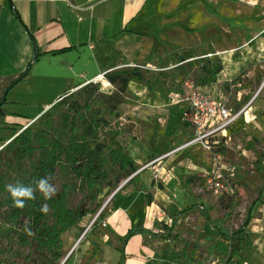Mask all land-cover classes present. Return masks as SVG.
<instances>
[{
    "label": "rangeland",
    "instance_id": "obj_1",
    "mask_svg": "<svg viewBox=\"0 0 264 264\" xmlns=\"http://www.w3.org/2000/svg\"><path fill=\"white\" fill-rule=\"evenodd\" d=\"M194 3H196L195 0L188 2L186 8L188 9V6ZM206 6L211 10L218 9L214 3L207 1ZM251 6L246 2L230 3L228 0L221 2L219 10L223 12L224 19L220 27H217V32H212V26H208L209 30H205L203 40L200 39L202 35L200 31L198 35L200 40H197V32H194L191 27L195 25L192 21L201 20L200 16L189 13V23L186 26L188 29H185L187 33L179 39L183 46L171 50L172 53L167 57L155 60L154 68L144 73L145 82L140 84L161 96L153 92H151L152 98L150 95L140 96L138 91H130L128 87L120 93L114 85L105 82L106 79L100 80L68 92L66 95L71 94V100L66 106H62L54 114L50 113L51 106L33 124L28 125L32 133L37 130L47 131L46 135L50 139L59 131L68 132V137H73L80 134V131L74 134L68 130V127L64 128L60 121V112H65L71 103H77L80 107L86 104L88 105V110H85L87 118L91 112L98 110L107 122L106 126L98 129L97 138L104 140L106 144L113 141V144L111 143L113 149H121L129 153L138 167L137 172L151 159V154L160 152L161 148H166L164 142L172 139L178 140L179 143L185 142L186 133L182 132L184 120L181 114L183 105H169L168 103L170 94L177 92L184 80L193 81L202 90L215 92L221 98L226 99L235 110L241 108L257 93V98L252 105L254 109L247 112L246 121L241 119L226 131L227 146L222 147L221 151L224 157L223 163L231 170L230 181L233 184V196L219 198L213 196L205 189L202 178L193 175L195 172L189 164L186 167L184 163L180 166L174 163L177 166L175 175L179 181V191L175 193L176 197L172 196L174 193H168L171 206L163 210V221L156 222V224L159 227V235H169V243L165 252L172 254L183 251L184 256L181 258L183 264L209 263L212 259V252L216 251L214 246L217 241L208 231V228H211L214 232L208 219L216 228L227 234L235 232L241 226L247 209L264 183V85H262L264 83V15H261L264 12V0H259L254 7ZM250 19L259 25L253 29L252 35L247 36L244 24L240 25L239 22ZM221 34L223 44L230 45L231 49L225 50L224 53H217L213 48L212 37ZM250 38L252 40L248 41ZM183 55L193 58L184 63H178L179 58L177 57ZM202 66L221 68L213 83L201 86L197 82L201 76ZM257 103L260 106L255 108ZM148 104L158 106L160 116L150 118L146 114L143 115L141 107ZM166 111L171 113L170 124L164 121ZM232 127L233 130L229 133ZM6 144L0 147V172L5 182V192L0 195V264H62L72 251L71 255L82 250L87 241H91L94 250H97L98 237L103 231L97 218L100 214L103 217L106 216L114 209V198L118 187L133 177L132 174L116 184L119 175L110 162V147L104 150L107 160L105 165L107 179L95 185L91 190H86L69 169L56 167L52 175L54 179L51 182L57 188V192L52 198L65 186L68 188L66 197L68 209L76 211L82 208L87 215L77 227L61 235V247L55 249L54 253L57 255L54 258L45 247L37 243L35 230L31 229L34 233L31 236L23 230L26 219L20 228H13L10 225L8 218L10 210L5 203L8 192L6 185L15 184L29 173L30 166L37 162L40 151H36L32 157L18 164L14 161L12 152L4 148ZM158 145L159 147L155 149ZM160 153L166 154L162 151ZM189 156L193 157L191 158L194 159L192 160L194 163L197 162L203 168L210 167L209 161L206 160L201 150H194ZM150 174L148 170L143 171L134 183L125 184V187L131 186V190H138L142 181L149 182ZM191 177L193 179L189 181L188 178ZM159 181L162 180L159 179ZM192 205L194 209L179 213ZM51 214V210L45 214L44 224L46 226H52L54 223ZM175 218V225H171ZM86 229H88L86 236L80 244L76 245L77 248L74 247ZM202 240L203 243L200 244L199 241ZM236 240L237 238L234 239ZM238 243L241 251L239 256L228 258L226 253L220 252V264H240L242 259L238 260V257L244 258L246 251H251L249 236ZM227 245L231 246V244ZM217 253H219L218 250ZM157 264L169 263L163 261L160 256Z\"/></svg>",
    "mask_w": 264,
    "mask_h": 264
},
{
    "label": "crops",
    "instance_id": "obj_2",
    "mask_svg": "<svg viewBox=\"0 0 264 264\" xmlns=\"http://www.w3.org/2000/svg\"><path fill=\"white\" fill-rule=\"evenodd\" d=\"M190 1L0 0V147L73 89L105 80V75L113 71L135 68L146 73L153 69L155 60L165 58L174 48L183 46L179 39L187 33L185 29H188L189 13L198 14L201 18L192 21L195 25L191 26L197 32V40L204 39L205 30H209L207 27L210 25L212 32H217L224 19L219 5L226 0H195L196 3L187 9ZM206 1L214 3L218 9L211 10L206 6ZM228 1L246 2L254 7L259 0ZM239 23L244 24L247 36L252 35L253 29L259 25L252 19ZM199 31L202 33L200 39ZM221 37L222 34L212 37L217 53L231 49L230 45L223 44ZM34 49L36 60L32 61ZM177 58L178 63L187 61L180 62L181 57ZM29 64L25 77L4 91ZM128 88L133 92L138 91L140 96H153V91L137 83L130 82ZM149 105L141 107L143 115L150 118L160 116L158 106ZM258 106L260 104L257 103L255 108ZM251 109H254L253 106ZM182 111L183 107L181 114ZM171 120V113L167 112L164 121L170 124ZM182 132L186 133V141L191 131L184 121ZM164 143L166 148L160 150L168 153L184 141L179 143L172 139ZM224 145L227 146L226 140ZM194 150L197 149L189 148L168 157L161 165L163 168L159 176L162 181L153 180L152 172L148 170L151 179L146 178L149 182L142 181L138 190H131V186L125 187L124 184L114 198V209L100 221L103 231L98 237V249L94 250L91 241H87L82 250L71 255L72 251L64 264H119L121 250L124 256L122 264H157L161 253L166 251L169 236L165 239L157 237L161 235L158 234L156 222L163 221V210L171 206L168 193H174L172 196L176 197L175 193L179 191V181L175 175L177 166L174 163L179 166L184 163L186 167L189 164L195 172L193 175L200 178L203 170H206L192 161L194 159L189 155ZM160 152L151 154V157L164 154ZM147 194L152 198L150 204ZM131 228H144L153 234L134 235L124 244L123 237ZM208 231L216 243L223 242L240 249L235 238L227 239L214 230L218 234L216 236L211 228ZM245 233L250 238L252 249L247 261L240 264H264V189L259 202L252 208ZM199 243L202 244L203 240ZM219 256L220 252L216 250L212 252L210 262L202 264H220Z\"/></svg>",
    "mask_w": 264,
    "mask_h": 264
},
{
    "label": "trees",
    "instance_id": "obj_3",
    "mask_svg": "<svg viewBox=\"0 0 264 264\" xmlns=\"http://www.w3.org/2000/svg\"><path fill=\"white\" fill-rule=\"evenodd\" d=\"M192 58L193 57L191 56L183 55L180 58V62ZM35 60L36 55L34 49L32 61ZM192 61L194 62L195 60ZM29 66L30 64L18 78L9 83L4 91H7L13 84L23 79L29 71ZM220 69L221 68L219 66L213 68L202 66L201 76L197 82L201 86L213 83ZM105 79L111 85H114L120 93L127 89L130 82L137 84L145 82L144 73L135 68L107 73L105 75ZM91 84L92 83L86 84L85 86ZM66 94L61 96L59 101L52 105L50 113L54 114L56 111L60 110L62 106H66V104L70 102L71 94ZM85 110H88V105L85 104L83 107H80L77 103H71L67 106L65 112H60V121L64 128L68 127V130L74 134H76L77 131H80V134L78 135L76 134L73 137H68V132L59 131L50 139L47 137V131L45 130H37L32 133L29 128H25L4 146L6 150L12 152L14 161L18 164L32 157L36 151H40L38 160L36 163L31 164L29 173L20 178L17 182L25 185L32 184L33 181L39 178L47 177L49 175L52 176L56 167L59 166L60 168L69 169L73 174H75L76 178L86 190H91L95 185H98L107 179V172L105 171L107 160L104 156V150L108 147H110V162L116 168L119 175L116 179V184L120 183L121 180L129 178L136 172L138 167L129 153H125L121 149H113L111 146L113 141L106 144L104 140L101 141L97 138L98 129L107 125V122L101 117L100 111L96 110L91 112V115L87 118L85 116ZM232 130L233 127L230 129L229 133H231ZM152 157L151 159H153ZM137 179L138 175H135L126 184H132ZM192 179L193 177L188 178L189 181ZM108 185L110 186L111 184ZM262 189H264V185H262L259 190L257 197L251 202L241 226L235 232L227 234L211 224L212 222H210L209 219L208 222L221 236L227 239L237 238L238 242H241L243 238L248 237V234L245 233V229L251 220L252 208L257 202H259ZM4 192L5 182L3 174L0 172V195ZM67 194L68 188L65 186L62 187L61 192L54 198L47 200L43 199V197L37 192L36 198L34 200L26 201V206L24 208L14 207L9 192H7L5 197V203L10 210V214L8 216L10 225L13 228H20L23 226V221L26 219V224H29L31 229L35 230L37 233V243L40 246L45 247L47 251L54 256V258L57 255L54 253L55 249H59V247H61V235L69 229L77 227L81 220L87 215V212L82 208L76 211L68 209L66 205ZM146 198L148 204H150L152 198L149 194H147ZM45 203L52 212L51 215L54 220L52 226H46L44 224L45 213L40 211L41 207ZM191 209H194V206H189L179 213L181 214ZM97 219L98 221H101L103 216L100 214ZM175 222L176 219H173L172 224L174 225ZM94 224H96V222ZM137 234L143 235L153 233L145 230L144 228H131L123 237V243L125 244L131 237ZM168 236L157 237L165 239ZM214 247L219 252L226 253L231 257L239 256L240 249L237 250L230 246H226L223 242L216 243ZM244 250L246 249L244 248ZM250 255L251 251L247 250L244 258H238L239 260L242 259L241 261L245 262ZM182 256H184L183 251L172 254H168L167 252L161 253V259L169 264H183L181 262ZM123 258V250H121V259L119 264H122Z\"/></svg>",
    "mask_w": 264,
    "mask_h": 264
},
{
    "label": "built area",
    "instance_id": "obj_4",
    "mask_svg": "<svg viewBox=\"0 0 264 264\" xmlns=\"http://www.w3.org/2000/svg\"><path fill=\"white\" fill-rule=\"evenodd\" d=\"M256 97L257 93L241 108L235 110L226 99L221 98L215 92L202 90L193 81L184 80L179 90L170 94L169 103L171 105H183L182 117L191 131L188 140L171 152L148 161L133 176L150 170L152 179L159 180L161 179L159 173L163 168L161 165L168 157L183 150L194 148L201 150L210 163V167L201 173L205 189L217 198L233 196V184L230 181L231 170L223 163L221 151L222 147L225 146L226 131L241 119L246 121V114ZM24 128H28V126ZM87 231L88 229L84 231L74 247L79 244Z\"/></svg>",
    "mask_w": 264,
    "mask_h": 264
},
{
    "label": "clouds",
    "instance_id": "obj_5",
    "mask_svg": "<svg viewBox=\"0 0 264 264\" xmlns=\"http://www.w3.org/2000/svg\"><path fill=\"white\" fill-rule=\"evenodd\" d=\"M54 179L51 175L39 178L32 184L25 185L17 182L16 184L6 185L7 191L10 193L14 207L24 208L26 201L34 200L36 193H40L45 200L52 198L57 192V188L51 182ZM47 205L41 207L40 211L47 214L49 212ZM29 236L34 235L29 224H25L23 229Z\"/></svg>",
    "mask_w": 264,
    "mask_h": 264
},
{
    "label": "water",
    "instance_id": "obj_6",
    "mask_svg": "<svg viewBox=\"0 0 264 264\" xmlns=\"http://www.w3.org/2000/svg\"><path fill=\"white\" fill-rule=\"evenodd\" d=\"M9 2V4H11L10 3V1H8ZM25 129V128H24ZM134 177V176H133ZM131 178V177H130ZM130 178L128 179V180H126L124 183H122V184H120V186L118 187V189L117 190H119L124 184H126L129 180H130Z\"/></svg>",
    "mask_w": 264,
    "mask_h": 264
},
{
    "label": "bare ground",
    "instance_id": "obj_7",
    "mask_svg": "<svg viewBox=\"0 0 264 264\" xmlns=\"http://www.w3.org/2000/svg\"><path fill=\"white\" fill-rule=\"evenodd\" d=\"M67 259V258H66ZM66 260H64L63 264L65 263Z\"/></svg>",
    "mask_w": 264,
    "mask_h": 264
}]
</instances>
